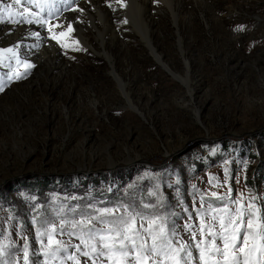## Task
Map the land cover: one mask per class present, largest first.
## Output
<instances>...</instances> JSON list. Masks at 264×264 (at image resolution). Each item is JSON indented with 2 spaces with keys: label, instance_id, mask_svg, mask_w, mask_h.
<instances>
[{
  "label": "rangeland",
  "instance_id": "374dc122",
  "mask_svg": "<svg viewBox=\"0 0 264 264\" xmlns=\"http://www.w3.org/2000/svg\"><path fill=\"white\" fill-rule=\"evenodd\" d=\"M14 3L1 26L35 23ZM186 3L184 56L166 15L151 28L180 78L123 36L132 105L70 39L55 81L50 47L0 60V264H264V0Z\"/></svg>",
  "mask_w": 264,
  "mask_h": 264
},
{
  "label": "bare ground",
  "instance_id": "6f19581e",
  "mask_svg": "<svg viewBox=\"0 0 264 264\" xmlns=\"http://www.w3.org/2000/svg\"><path fill=\"white\" fill-rule=\"evenodd\" d=\"M186 1L83 0L78 8L76 7V10L67 12L54 21V24L44 34L38 33L32 26L0 25V60L6 63L12 62L13 54L16 57H20L23 61L31 60L35 56H43L45 48L50 47L53 51L52 63L42 60L40 62H44L42 63L44 64L43 69L47 71L44 75L45 78L49 81H55V71H59L61 77L68 67L64 63V55L60 53V43L67 42L70 39L77 47L89 49L92 53L104 56L107 59L119 95L123 96L129 105H132V92L128 89L130 83L125 80L124 75L117 69L116 65L115 53L121 48L120 43L123 36L129 33H132L133 36H139V42L144 44L153 59L172 76L180 78L175 75L170 68V63L159 52L158 45L156 46L151 34V28L157 25L155 22L157 15H166L177 28L178 44L184 56L186 47L181 35V25L187 24L185 18L188 11ZM189 1L199 5L202 0ZM188 18H190V15ZM41 37L45 38L42 42L39 40ZM35 38L37 39L35 40ZM20 42H23V44L29 42L32 45L41 43V46L36 52H31L27 51V47H23V45L22 51ZM24 54H26V57H22ZM188 64L186 60L185 65L188 66ZM28 67L31 66L28 65ZM133 108L136 107L133 105ZM115 165L117 164H112V166ZM89 169H93V167Z\"/></svg>",
  "mask_w": 264,
  "mask_h": 264
},
{
  "label": "trees",
  "instance_id": "16d2710c",
  "mask_svg": "<svg viewBox=\"0 0 264 264\" xmlns=\"http://www.w3.org/2000/svg\"><path fill=\"white\" fill-rule=\"evenodd\" d=\"M261 171H264V165H263V167H261ZM41 182H42V184L40 183V181L37 180L34 183H32V186L44 190V189H46L49 186L50 183H52V181H48V180H46V181L41 180ZM208 201L209 202H214L215 199L209 198Z\"/></svg>",
  "mask_w": 264,
  "mask_h": 264
},
{
  "label": "water",
  "instance_id": "95a60500",
  "mask_svg": "<svg viewBox=\"0 0 264 264\" xmlns=\"http://www.w3.org/2000/svg\"><path fill=\"white\" fill-rule=\"evenodd\" d=\"M202 164V167L205 166V165H210L211 164V161L209 158H205V162L201 163Z\"/></svg>",
  "mask_w": 264,
  "mask_h": 264
}]
</instances>
